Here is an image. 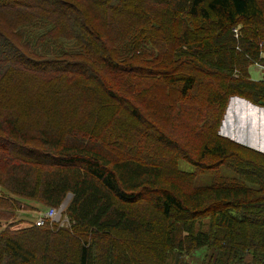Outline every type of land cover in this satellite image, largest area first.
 I'll use <instances>...</instances> for the list:
<instances>
[{
	"label": "trees",
	"instance_id": "trees-1",
	"mask_svg": "<svg viewBox=\"0 0 264 264\" xmlns=\"http://www.w3.org/2000/svg\"><path fill=\"white\" fill-rule=\"evenodd\" d=\"M260 53L264 0H0V221L68 200L0 264H264V153L219 133Z\"/></svg>",
	"mask_w": 264,
	"mask_h": 264
},
{
	"label": "rangeland",
	"instance_id": "rangeland-1",
	"mask_svg": "<svg viewBox=\"0 0 264 264\" xmlns=\"http://www.w3.org/2000/svg\"><path fill=\"white\" fill-rule=\"evenodd\" d=\"M248 71H249V76H250V78L252 80H259L260 79L259 72L256 71V70H254V68L251 67L250 65L248 66ZM234 74L236 75L237 73H234ZM236 99L237 98H232V96L229 97V99L227 101V105H226L225 111H224V114H223V117H222L221 125L219 126V133L221 135H223V136L224 135L225 136H228V138L229 137H232V138L235 137V134L234 133H237V136L234 138L236 141L247 142V140H248V142H249V140H250L251 143H253V144L256 145V143H258V142H256L254 140V138L256 140H262V139L264 140V138L261 137L260 132L257 131L256 134H255V136L253 137V134L254 133L251 132V131H249L250 129L248 128V126H246V127L242 126V128L238 126V125L243 124V123H244L243 125L246 124L245 122H247V116L246 117L245 116L243 117L242 114L236 115V113L235 112H232L231 109L229 110V112L227 111V106H228V104L232 100H233L232 101L233 105L234 104H237L236 103L237 101H235ZM230 112H231V114H230ZM247 112H249V111H247ZM248 116L250 117L251 114H248ZM249 117H248V119H249ZM231 132H233V133H231ZM239 133H243V134L244 133H248V135L245 137V136H243L242 134H239ZM248 136L250 138H248ZM179 165H180V168H182V169H186V170L191 169L188 164H186V163H184L182 161L179 163ZM220 171L224 175H229V176H232L233 175L232 172H230L229 170H227L225 168H222ZM210 179H211V176H209V175H202V176L200 175V176H198L196 178V185H205V184H208L210 182ZM67 202H68V200L66 201V199H65V201H63L62 204L64 206H66ZM37 207L39 208L37 210H41V211H44V210L47 209L45 206H42V205H40L38 203L28 202V205L25 208H23V210L18 211V212H16L14 214L13 221H11L9 223L4 222V221H0V230H2V229L5 228V229L19 231L21 228L31 225L34 222V220L36 219V217H37V212H35V210L33 208H37ZM59 217L60 216H58L54 220V222L57 223L59 221V224L57 223L59 226H65V227H67L68 226V223H67V220L64 218V216L62 215L60 218ZM202 254H203V251H200V250H197L194 253L196 262L199 260V258L201 257ZM194 262H195V260H194Z\"/></svg>",
	"mask_w": 264,
	"mask_h": 264
},
{
	"label": "bare ground",
	"instance_id": "bare-ground-1",
	"mask_svg": "<svg viewBox=\"0 0 264 264\" xmlns=\"http://www.w3.org/2000/svg\"><path fill=\"white\" fill-rule=\"evenodd\" d=\"M233 101V100H232ZM232 101L230 102V104H229V109H228V112H229V110L230 109H232L231 108V105H232ZM235 101H237L238 103L240 102L241 103V105L244 107V108H246V109H249V111H250V114H251V117L248 119L247 118V122H246V124L245 125H243V124H240V125H238L239 127H241L242 128V126H244V127H246V126H248V128L250 129L249 131H251V132H253L254 134H253V137L255 136V134H256V132L257 131H259L260 132V134H261V137L262 138H264V115H260L258 112H256V111H254L253 109V107H248V105L246 104V102H242L241 100H239V99H236ZM235 109H237V108H235ZM233 112H235L234 110H233ZM231 114V113H230ZM258 114L260 115V117L258 116ZM243 117L245 116H247L246 114H243L242 115ZM250 132V133H251ZM231 133H233V132H231ZM235 134V137L237 136V133H234ZM239 134H242L243 136H247L248 135V133H239ZM234 136V135H233ZM234 137V138H235ZM248 138H250L249 136H248ZM252 141V140H251ZM238 142H240V141H238ZM253 142V141H252ZM258 143H256V147H260V148H262V149H264V140L262 139V140H258L257 141ZM242 144H245V145H255V144H253V143H251L250 142V140H249V142H248V140H247V142H241Z\"/></svg>",
	"mask_w": 264,
	"mask_h": 264
},
{
	"label": "built area",
	"instance_id": "built-area-1",
	"mask_svg": "<svg viewBox=\"0 0 264 264\" xmlns=\"http://www.w3.org/2000/svg\"><path fill=\"white\" fill-rule=\"evenodd\" d=\"M237 30H238V28H234L233 29V32L235 34H237ZM259 57H260L259 59L264 58V54L263 53H260V56ZM250 66L253 67L254 69H258L259 70V72H260V79L259 80L260 81H264V61H259V60L253 61V60H251ZM234 97H236V96H234ZM238 98H240V97H237V99ZM63 209H64V205L62 204L59 207L47 208L43 212H39L37 214V218H36L35 224L36 225H42L44 223V221L47 220V219L48 220H51V221H54L58 216L61 217V214H62V210ZM64 218L67 220L66 217H64ZM67 223H68V220H67Z\"/></svg>",
	"mask_w": 264,
	"mask_h": 264
},
{
	"label": "water",
	"instance_id": "water-1",
	"mask_svg": "<svg viewBox=\"0 0 264 264\" xmlns=\"http://www.w3.org/2000/svg\"><path fill=\"white\" fill-rule=\"evenodd\" d=\"M232 98H237V97H234V96H232ZM239 100H241L242 102H246V104L248 105V107H253L254 109V111H256V112H258L260 115H264V107H261V106H257V105H254V104H252V103H250L249 101H247V100H245V99H243V98H238ZM230 104V103H229ZM229 104H228V106H227V111H228V108H229ZM246 123V122H245ZM231 140H233V141H235V142H238V141H236L235 139H234V137L233 138H230ZM258 140H256V142H257ZM238 143H241V142H238ZM242 144V143H241ZM243 145H245V144H243ZM247 147H251V148H253V149H255V150H257V151H259V152H261V153H264V149H262V148H260V147H256V145H246Z\"/></svg>",
	"mask_w": 264,
	"mask_h": 264
},
{
	"label": "crops",
	"instance_id": "crops-1",
	"mask_svg": "<svg viewBox=\"0 0 264 264\" xmlns=\"http://www.w3.org/2000/svg\"><path fill=\"white\" fill-rule=\"evenodd\" d=\"M254 70H256V71H258V72H259V70H258V69H254ZM259 74H260V72H259ZM248 114H249V113H248ZM248 114H247V115H248ZM258 116L260 117V115H258ZM247 117H249V116H247ZM250 117H251V116H250ZM250 117H249V118H250ZM224 136H225V135H224ZM226 137H228V136H226ZM229 138H232V137H229ZM254 140L256 141V139H255V138H254ZM37 208H38V207H37ZM38 209H39V208H38Z\"/></svg>",
	"mask_w": 264,
	"mask_h": 264
}]
</instances>
